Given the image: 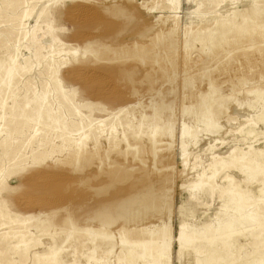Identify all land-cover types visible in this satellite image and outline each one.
<instances>
[{"label":"rangeland","instance_id":"rangeland-1","mask_svg":"<svg viewBox=\"0 0 264 264\" xmlns=\"http://www.w3.org/2000/svg\"><path fill=\"white\" fill-rule=\"evenodd\" d=\"M13 55L16 84L0 89V264H86L91 239L114 246L96 251L100 264H117L118 230L149 240L137 232L161 222L159 205L171 208L170 264H197L176 230L209 226L220 188L243 198L249 241L264 240V173L247 182L264 158V0H0L3 67ZM210 84L214 116L199 108Z\"/></svg>","mask_w":264,"mask_h":264},{"label":"bare ground","instance_id":"bare-ground-1","mask_svg":"<svg viewBox=\"0 0 264 264\" xmlns=\"http://www.w3.org/2000/svg\"><path fill=\"white\" fill-rule=\"evenodd\" d=\"M145 1L146 0H143V5L145 4ZM173 1H175V0H169V2H173ZM77 11H79V10H77ZM80 12L82 13L83 10ZM89 13H91V12H89ZM96 19H97V17H96ZM80 21L82 22V20H80ZM172 33H173V31L169 32L168 34H172ZM162 36H163V33H157V43L154 42L152 44V46H155L158 44L160 45L161 43H163L161 41V38H160ZM145 37H146V33L140 34L141 39H144ZM23 39L24 38H22V39L19 38L16 41L20 43ZM185 44H187V43H185ZM122 50L123 49H121V51ZM132 50H133V53L131 54L132 56H129V58H135V60L139 61L140 64L143 66L145 64V61H144L145 58L146 59L148 58V56L145 54V51H144L145 46L134 44L132 47ZM15 57L16 56L13 55L12 64L7 65L6 67H3V61L0 60V89L3 87H10L11 88L16 84V82H15V60H16ZM129 62H131V61H129ZM156 62L158 63L159 60H157ZM68 71H70V70H68ZM66 76H67V74H66ZM74 76H76V74ZM96 76L97 75H95V77ZM67 77H69V76H67ZM81 77H82V75H81ZM76 78L78 79L77 76H76ZM97 78H99V77H97ZM85 80H87V78ZM78 81H80V79ZM84 82L86 84V81H84ZM185 82H187L186 78H184V80H183V83H185ZM78 83H80V82H78ZM90 84L91 83H89V85ZM107 85H106V87H107ZM101 87L103 88V86H101ZM209 87H210L209 93L207 95L201 97V99H200L201 103L199 105V108L203 112L208 111L209 116H214L216 109L218 107L216 105L215 100H214L215 96H216V91L213 90L212 84H210ZM94 88H93V90H94ZM110 88L111 87H109V89ZM93 90H92V92H93ZM90 92H91V90H90ZM108 93H110V92H108ZM113 93L114 92H112V94ZM101 94H103V93H101ZM117 94L119 95V93H117ZM92 95H94V94H92ZM109 95L111 96V94H109ZM118 95H117V97L120 96V95L119 96ZM113 96H114V94H113ZM103 97L107 98V95L103 96ZM44 108H45V106H43V105L42 106L40 105L38 108H36L35 116L37 118L41 115L43 110H45ZM188 110H189L188 108L183 107L182 113H185ZM259 121L264 124V113L260 115ZM183 133H184V131H183ZM251 133H252V131H249L246 134L249 135ZM110 153H111V151L109 150L107 153V157H109ZM158 153H159V151L156 150L155 144L152 143L151 154L153 157V163L154 164H155V159H156ZM256 153H257V155L263 154L262 157H264V151H258ZM78 157L83 159V160H86L88 158V154L85 152L84 148L80 149ZM124 160L127 161V154L124 155ZM133 161H140L139 156H133ZM143 167H145L144 164H143ZM213 168H214V166H211V165L209 166V169L212 170ZM241 170L246 171L244 168H242ZM117 173L118 172H116V174ZM259 173H264V158H263V161L260 163V168L258 169V171L247 172V178H248L247 182H249L250 179L255 178ZM31 174H33V173H31ZM31 174H29V175H31ZM36 174L34 173V175H36ZM36 177H37V175H36ZM48 179H49V177H48ZM262 183H264V179L262 180ZM236 188H239V186ZM219 191L221 194H223L220 196L222 198L221 199L222 201L219 203V208H218L217 212L214 214V217L212 218V220L209 219L211 224L209 226L203 228V229L201 228V230L199 228V230H197V231L192 230L191 227L189 229V227H187L188 225L185 226V223L183 225H180L176 230V236H175V242L176 243L175 244L178 247L184 249V252H185V250L191 249L194 252V254H198L197 264H224V263H226V264H264V240L259 239V236H260L259 235V236H253V238L251 237L252 240L249 241L247 236H248V234L253 235L254 230L247 231V233H246V231L243 230L244 226H241V225H244V216L241 213L243 198L241 196H239V198L236 199L233 203H230L231 202L230 200L233 197L231 194H233V193H231V194L227 193V189H225V188H220ZM261 191H262V189H261ZM211 194H212V192H211ZM224 194H227V195H224ZM194 196H195V194H194ZM34 203H32V204H34ZM36 203H37V200H36ZM44 204L48 205V203H44ZM42 207H43V205H42ZM137 214L139 215V213H137ZM156 214L162 216L161 222L154 223V225L151 228H143L137 232V233H141V234L148 236L149 240L129 241L127 239V236L130 233L123 227H121L118 230V235L121 238L120 247L122 248V251L117 258V264H136L135 259H139L140 263L142 262V264H170V260H171V258H170L171 244L170 243L172 241L171 236H172V231H173V228L170 225L171 208L167 207L166 205H159L155 209V213L153 214V216ZM238 216H239V218H238ZM135 217H136V212H133L130 215V217L128 216V218L131 220L136 219ZM142 219H146V218H142ZM260 221H261L260 217L258 216V218L255 220V223H258L257 225L260 226L261 225ZM207 224H208V221H207ZM105 226H109V224H103L102 223V224H100L99 228H94V230L98 233V234H96V236L102 235L103 242H108L109 240L107 238L111 239L112 237L107 232ZM188 234H192V238H191L192 241L190 240L191 241L190 243H192V246H189V247L186 244L188 242ZM242 241H244L243 242L244 244L242 243ZM89 242L92 244V250L88 251V257H87V263L86 264H100V261L95 256V253L97 250L103 251L106 255H110L114 250L113 245L106 244L103 246H98V245L94 244V242H95L94 239L93 240L91 239V241H89ZM19 243L23 244L24 249L21 250L20 253H22L24 255V252L26 253L28 251V246H26V244H27L26 240L24 238H21ZM182 252H183V250H182ZM182 252H181V254H182ZM22 254H19V257L21 259L23 256ZM58 254H59V252L57 250L54 253L49 254V256L48 255L47 256H39L38 254L35 253L33 257L35 258V260L37 259V261H38L37 263L42 262V261L46 262V263H50V262L55 260V258L58 256ZM194 257H195V255H194ZM187 263H188V261H187ZM102 264H103V262H102Z\"/></svg>","mask_w":264,"mask_h":264}]
</instances>
